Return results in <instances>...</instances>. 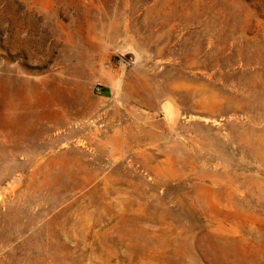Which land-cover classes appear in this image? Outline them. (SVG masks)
I'll list each match as a JSON object with an SVG mask.
<instances>
[{"label": "rangeland", "instance_id": "1", "mask_svg": "<svg viewBox=\"0 0 264 264\" xmlns=\"http://www.w3.org/2000/svg\"><path fill=\"white\" fill-rule=\"evenodd\" d=\"M0 264H264V0H0Z\"/></svg>", "mask_w": 264, "mask_h": 264}, {"label": "bare ground", "instance_id": "2", "mask_svg": "<svg viewBox=\"0 0 264 264\" xmlns=\"http://www.w3.org/2000/svg\"><path fill=\"white\" fill-rule=\"evenodd\" d=\"M163 107H165V106H163ZM166 110H167V108H166Z\"/></svg>", "mask_w": 264, "mask_h": 264}]
</instances>
